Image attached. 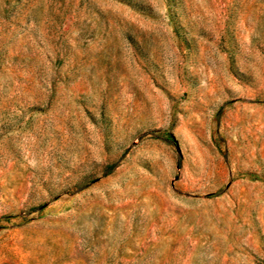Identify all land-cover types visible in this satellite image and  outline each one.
<instances>
[{
	"label": "rangeland",
	"instance_id": "rangeland-1",
	"mask_svg": "<svg viewBox=\"0 0 264 264\" xmlns=\"http://www.w3.org/2000/svg\"><path fill=\"white\" fill-rule=\"evenodd\" d=\"M0 264H264V0H0Z\"/></svg>",
	"mask_w": 264,
	"mask_h": 264
}]
</instances>
